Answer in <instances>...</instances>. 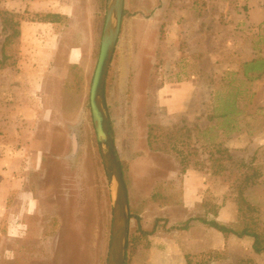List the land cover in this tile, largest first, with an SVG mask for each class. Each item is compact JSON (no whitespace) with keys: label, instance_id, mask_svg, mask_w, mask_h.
<instances>
[{"label":"rangeland","instance_id":"1","mask_svg":"<svg viewBox=\"0 0 264 264\" xmlns=\"http://www.w3.org/2000/svg\"><path fill=\"white\" fill-rule=\"evenodd\" d=\"M107 4L0 0V167H26L10 220L0 215V264H107L114 190L90 106ZM253 60H264V0H125L106 83L129 191L125 264H264L252 236L181 229L205 217L264 240ZM183 80L196 88L181 111L159 102L161 84ZM151 125L183 130L156 139Z\"/></svg>","mask_w":264,"mask_h":264},{"label":"water","instance_id":"2","mask_svg":"<svg viewBox=\"0 0 264 264\" xmlns=\"http://www.w3.org/2000/svg\"><path fill=\"white\" fill-rule=\"evenodd\" d=\"M125 12V0H108L100 54L90 90V106L103 163L114 190L113 219L107 264H125L130 222L128 186L110 130L106 83ZM75 140V137H74ZM76 146V145H75Z\"/></svg>","mask_w":264,"mask_h":264},{"label":"crops","instance_id":"3","mask_svg":"<svg viewBox=\"0 0 264 264\" xmlns=\"http://www.w3.org/2000/svg\"><path fill=\"white\" fill-rule=\"evenodd\" d=\"M78 57L77 50L72 52L71 58L75 60ZM53 83V82H52ZM195 84L193 80H183L181 82H164L158 88V97L161 103L173 104V108L176 111H181L183 105L188 103L190 98L189 92L195 90ZM176 94H173V93ZM54 103V100H53ZM174 103H177L174 106ZM25 165L18 162L7 165L6 169L0 167V215L6 213L5 219L10 220L9 214H12L13 209L8 205L9 198L15 189L21 188L22 174L25 169ZM190 172L188 171V174ZM188 175H186L187 177Z\"/></svg>","mask_w":264,"mask_h":264},{"label":"trees","instance_id":"4","mask_svg":"<svg viewBox=\"0 0 264 264\" xmlns=\"http://www.w3.org/2000/svg\"><path fill=\"white\" fill-rule=\"evenodd\" d=\"M9 16L11 18V15H9ZM4 22L7 25H10V23L12 24V19L5 17ZM17 24H18V22H17ZM17 31L19 32V28L17 29ZM8 43H9V36L6 37V40L4 43V53H3L4 56L6 55L5 54V47ZM249 72H256V73L264 72V60H253L251 62L245 63V73H249ZM177 129L178 130L173 131V130H168L167 128L162 127V126L151 125L150 126V133H153L154 137L156 139H159V138L163 139L164 137H175L176 133L181 132V130H183L182 128H177ZM110 130H111V133L114 137V129H113V124H112L111 119H110ZM229 158H232L231 155H228V159ZM180 162L183 164L182 171L185 172L188 169V164H187L185 159H182ZM121 163H122V167L124 169V162L122 160H121ZM219 167H221V169H218L215 172H218V171L223 169V165L220 163H219ZM193 220H199L200 222L207 224L208 226L219 230L220 232H222L225 235L234 234V235H237L239 237L252 236L254 238V243H253L254 250L257 253L264 252V240L262 238V235L255 232V231H252L248 228L240 229V228H237L235 226H231V225L221 223L216 219L210 220V219H207L205 217L190 218L187 220V222L184 225L181 226V229H188L191 226V222Z\"/></svg>","mask_w":264,"mask_h":264}]
</instances>
